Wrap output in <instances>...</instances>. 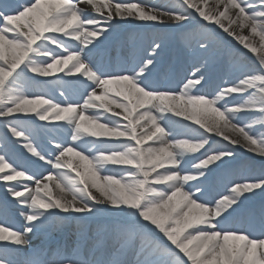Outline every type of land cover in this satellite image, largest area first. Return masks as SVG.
I'll return each instance as SVG.
<instances>
[{
	"label": "snow or ice",
	"instance_id": "obj_1",
	"mask_svg": "<svg viewBox=\"0 0 264 264\" xmlns=\"http://www.w3.org/2000/svg\"><path fill=\"white\" fill-rule=\"evenodd\" d=\"M0 185V264H264V0H0Z\"/></svg>",
	"mask_w": 264,
	"mask_h": 264
},
{
	"label": "rangeland",
	"instance_id": "obj_2",
	"mask_svg": "<svg viewBox=\"0 0 264 264\" xmlns=\"http://www.w3.org/2000/svg\"><path fill=\"white\" fill-rule=\"evenodd\" d=\"M160 1V0H159ZM164 2V4L165 5H167L170 1H167V0H163ZM136 34V33H135ZM70 159H73V162L74 163H76L77 161H76V159L74 158V157H69ZM54 194H55V192H54ZM257 204H258V201H257ZM54 219V218H53ZM52 219V220H53ZM58 221V220H57ZM60 223V222H59ZM57 224V223H56ZM97 224H99V225H111V221H109V220H107V219H105V218H101L100 220H98L97 222H95V223H93V229H95L96 228V226H97ZM55 225V224H54ZM59 225H61L62 227H64V226H73L74 228L72 229L73 230V239H72V243H77V241H78V235H79V227H78V225H77V223L74 221V220H67V221H65L63 224H59ZM52 226H53V224H50V226H49V228L47 229V230H50V228H52ZM50 233H48L47 235H46V237L47 238H50Z\"/></svg>",
	"mask_w": 264,
	"mask_h": 264
},
{
	"label": "bare ground",
	"instance_id": "obj_3",
	"mask_svg": "<svg viewBox=\"0 0 264 264\" xmlns=\"http://www.w3.org/2000/svg\"><path fill=\"white\" fill-rule=\"evenodd\" d=\"M168 1H170V0H168ZM140 2H142V3H144V1L143 0H140ZM155 5V6H164L165 4L164 3H160L159 2V0H154V2H152V3H150V4H147V5H149V6H151V5ZM166 6V5H165ZM127 34H130V33H127ZM129 54H131V51L130 52H128ZM2 186V185H1ZM3 189V188H2Z\"/></svg>",
	"mask_w": 264,
	"mask_h": 264
}]
</instances>
